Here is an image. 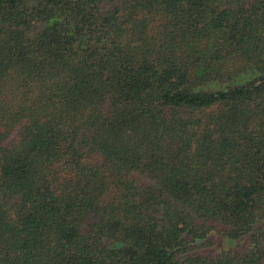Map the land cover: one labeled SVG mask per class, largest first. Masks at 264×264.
<instances>
[{
    "label": "trees",
    "instance_id": "1",
    "mask_svg": "<svg viewBox=\"0 0 264 264\" xmlns=\"http://www.w3.org/2000/svg\"><path fill=\"white\" fill-rule=\"evenodd\" d=\"M0 264H264V0H0Z\"/></svg>",
    "mask_w": 264,
    "mask_h": 264
}]
</instances>
